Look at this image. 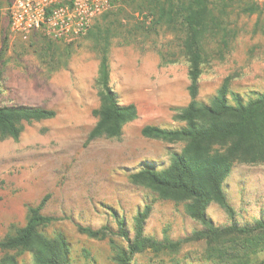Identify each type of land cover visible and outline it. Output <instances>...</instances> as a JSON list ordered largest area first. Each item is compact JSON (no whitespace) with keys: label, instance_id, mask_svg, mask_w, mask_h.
Returning a JSON list of instances; mask_svg holds the SVG:
<instances>
[{"label":"rangeland","instance_id":"1","mask_svg":"<svg viewBox=\"0 0 264 264\" xmlns=\"http://www.w3.org/2000/svg\"><path fill=\"white\" fill-rule=\"evenodd\" d=\"M0 0V104L53 108V118L25 123L21 137L0 138V240L10 225L26 223L27 205L49 195L43 213L59 218L44 228L48 235L63 232L70 243L69 264H117L118 245L126 242L110 233L90 237L77 224L117 230L115 211L133 235L134 216L147 202L153 209L145 226L158 239L183 238L200 222L191 218L184 202L162 199L151 189L131 182L129 175L144 166L161 168L182 142L145 137L147 124L179 127L175 107L189 103V63L181 36L164 24L142 0H123L98 16L89 32L73 40H56L41 31L28 36L11 28L7 7ZM248 0H212L221 29L206 39L199 100L210 101L225 77L245 99L264 92V12L246 11ZM95 26L110 28L111 84L124 104L134 103L138 117L120 138L87 141L97 122L100 104L96 79L99 54L91 35ZM224 28V29H222ZM224 189L241 224L264 219V164L236 163ZM218 225L231 223L217 203L207 209ZM206 242L189 241L179 252L138 253L134 264H218L204 255ZM4 252L0 248V261ZM33 263L30 252L18 255ZM264 258V251L253 261Z\"/></svg>","mask_w":264,"mask_h":264},{"label":"trees","instance_id":"2","mask_svg":"<svg viewBox=\"0 0 264 264\" xmlns=\"http://www.w3.org/2000/svg\"><path fill=\"white\" fill-rule=\"evenodd\" d=\"M143 2L150 6V13L157 16V24H164L181 36V46L189 63L190 101L174 108L173 118L182 122L181 126L169 128L147 124L141 129L145 137L168 143L182 142V149L171 152L166 166H144L131 173L129 178L132 183L151 189L162 199L184 202L188 215L200 222L202 228L176 240L148 235L145 226L153 204L147 202L134 216L133 235L125 218L119 217L115 211L116 231L108 225L93 228L77 224L78 231L99 239L113 232L121 237L125 245H118L111 239L117 264H134L135 255L146 250L155 254L177 253L184 243L201 240L206 242L205 257L218 264H264V258L253 261L254 256L264 251V219L245 224L236 221V210L224 189V182L236 163L264 164V92L245 99L231 89L232 77L229 75L210 101H200V80L207 61L205 42L221 29L219 17L212 9V0ZM246 11L264 12V6L256 0H248ZM95 28L90 33L99 54L96 85L100 104L93 110L97 122L88 135V142L99 137L120 138L124 127L138 117L136 104L122 103L111 84L110 28ZM56 114L55 109L42 106L0 104V138L18 140L25 123L53 118ZM48 198L46 195L39 203L27 205L24 225H10L8 233L0 240L4 252L0 264H21L18 255L23 252L32 254L34 262L31 264L70 263L71 249L66 235L58 231L51 236L44 230L59 219L43 213ZM211 203L220 205L230 216L231 223L216 224L207 211Z\"/></svg>","mask_w":264,"mask_h":264},{"label":"built area","instance_id":"3","mask_svg":"<svg viewBox=\"0 0 264 264\" xmlns=\"http://www.w3.org/2000/svg\"><path fill=\"white\" fill-rule=\"evenodd\" d=\"M123 0H12L7 7L11 28L28 36L36 31L56 40H73L94 20ZM264 6V0H256Z\"/></svg>","mask_w":264,"mask_h":264}]
</instances>
